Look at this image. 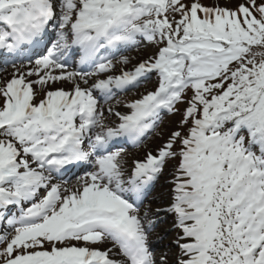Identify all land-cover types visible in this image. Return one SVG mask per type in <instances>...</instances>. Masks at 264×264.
Returning <instances> with one entry per match:
<instances>
[{
    "label": "snow or ice",
    "instance_id": "snow-or-ice-1",
    "mask_svg": "<svg viewBox=\"0 0 264 264\" xmlns=\"http://www.w3.org/2000/svg\"><path fill=\"white\" fill-rule=\"evenodd\" d=\"M0 264H264V0H0Z\"/></svg>",
    "mask_w": 264,
    "mask_h": 264
},
{
    "label": "rangeland",
    "instance_id": "rangeland-1",
    "mask_svg": "<svg viewBox=\"0 0 264 264\" xmlns=\"http://www.w3.org/2000/svg\"><path fill=\"white\" fill-rule=\"evenodd\" d=\"M186 2H187V0H186ZM204 2L205 3H212V2H214V0H204ZM221 2H224V0H221ZM231 2L235 3V2H237V0H231ZM154 50H155V46L147 45L145 43V44L141 45L139 53L135 49H133L130 54L133 55V56L150 55V54H152V52ZM135 62L136 61H133V63H135ZM154 77H155V80H154L153 86L157 82L155 74H154ZM142 87H143V85L140 86V88H142ZM132 91H134V90H130L128 94H120V98L123 99L125 95H130ZM121 108H122V106H121ZM174 119H175V117H172L169 114L165 115L164 124L162 125V127L170 126V122L172 120H174ZM166 132H167V127H165V133ZM159 142H160L159 138H153L150 141V146L154 147ZM129 152L132 153L134 156H139L141 154V150H139V149H136L134 151H129ZM168 171L170 172L171 170L169 169ZM165 175L167 176L168 179H171V176L168 174V172H166ZM161 182H163V178L161 179V181H158V184L156 185V187L154 189V192L162 191ZM163 185H164V188L165 187L167 188L166 191L164 189V192L167 193V191L169 190V186L167 184H164V183H163ZM145 203H148V201H145ZM154 203H156V204H154ZM154 203L151 204V208H153V210H155L157 208V207H154L155 205H161L160 202H154ZM163 206L164 205H162L160 207H163ZM157 217H160V220L156 224V226H159V227L155 226V228L152 230V232L150 234V241H154L153 243H155L156 241H158V236H159V238L163 237L162 239H159L158 242L159 243L161 242L162 246H163L164 243H167V244H165L164 247H165V249L170 250L169 247H174V244L173 243L171 244V242L173 241V239L175 237V234H176V231L172 229V223H173L174 217L171 214H167L165 212L158 213ZM159 229L161 231H159ZM164 229L168 230L169 232H166V234H164V232H162Z\"/></svg>",
    "mask_w": 264,
    "mask_h": 264
},
{
    "label": "bare ground",
    "instance_id": "bare-ground-1",
    "mask_svg": "<svg viewBox=\"0 0 264 264\" xmlns=\"http://www.w3.org/2000/svg\"><path fill=\"white\" fill-rule=\"evenodd\" d=\"M139 52H140V51H139ZM139 52H138V53H139ZM135 54H136V53H135ZM147 81H149V82L146 83V84H144L143 87L140 88V89H143V88H145V87H149V86L152 87L151 85L154 84V73L151 75V77H150ZM142 82H143V81H142ZM142 82H141V83H142ZM150 87H149V88H150ZM121 109H122V108H121ZM157 184H158V182H157ZM157 184H156V185H157ZM161 185H162V186H161L162 191H164V189H165V191H166L167 188H166V187L164 188L163 182H161ZM155 187H156V186H155ZM154 189H155V188H154ZM157 202H159V201H157ZM154 204H156V203H154ZM160 206H162V205H155L154 207H160ZM152 209H153V208H152ZM157 218H158V221H159V220H160V217H157ZM156 227H159V226H156ZM159 231H161V230L159 229ZM162 232H164V234H166V232H169V231L164 229ZM162 232H161V233H162ZM175 235H176V234H175ZM174 238H175V237H174ZM159 239H160V238H159V236H158V241H159ZM158 241H156L155 243H153L154 241H150L151 244H152L151 247H153L157 252H159V251H163V250H166L164 246H165V244H167V243H164L163 246H162V243H161V242L159 243ZM171 244H172V242H171ZM169 249H170V251H171L172 253L178 251V250L176 249L175 245H174V247H169Z\"/></svg>",
    "mask_w": 264,
    "mask_h": 264
}]
</instances>
